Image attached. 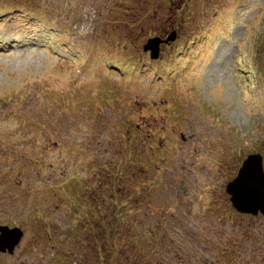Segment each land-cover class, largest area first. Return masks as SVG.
<instances>
[{
	"label": "rangeland",
	"instance_id": "374dc122",
	"mask_svg": "<svg viewBox=\"0 0 264 264\" xmlns=\"http://www.w3.org/2000/svg\"><path fill=\"white\" fill-rule=\"evenodd\" d=\"M252 155L264 0H0V264H264Z\"/></svg>",
	"mask_w": 264,
	"mask_h": 264
},
{
	"label": "water",
	"instance_id": "95a60500",
	"mask_svg": "<svg viewBox=\"0 0 264 264\" xmlns=\"http://www.w3.org/2000/svg\"><path fill=\"white\" fill-rule=\"evenodd\" d=\"M160 43L159 39H153L144 49L150 52L151 58H157ZM226 193L237 212L252 216H257L260 212L264 216V172L259 155L249 156L243 162L235 179L226 185ZM22 237L20 229L0 227V252L12 254ZM7 239L11 241L5 244L3 241Z\"/></svg>",
	"mask_w": 264,
	"mask_h": 264
},
{
	"label": "trees",
	"instance_id": "16d2710c",
	"mask_svg": "<svg viewBox=\"0 0 264 264\" xmlns=\"http://www.w3.org/2000/svg\"><path fill=\"white\" fill-rule=\"evenodd\" d=\"M227 1V0H226ZM234 4H236V3H234ZM99 37V36H98ZM102 37L103 38H101V36H100V39L102 40V43H106V41H107V43H108V46H110L111 44H109L110 43V41H109V39H111V38H109V37H106V35H102ZM107 38V39H106ZM101 40H100V42H101ZM108 46L106 45V48H108ZM109 51H110V49H109ZM109 51H108V53H109ZM105 52H107V51H105ZM111 66V65H110ZM109 66V67H110ZM254 217H256V216H254ZM107 229H105V231H106ZM110 247H114V243H112V245L110 246ZM100 251H98V253H99Z\"/></svg>",
	"mask_w": 264,
	"mask_h": 264
},
{
	"label": "clouds",
	"instance_id": "9594fccd",
	"mask_svg": "<svg viewBox=\"0 0 264 264\" xmlns=\"http://www.w3.org/2000/svg\"><path fill=\"white\" fill-rule=\"evenodd\" d=\"M257 19V18H256ZM243 31H244V28H243ZM232 206V205H231ZM233 208V207H232Z\"/></svg>",
	"mask_w": 264,
	"mask_h": 264
}]
</instances>
